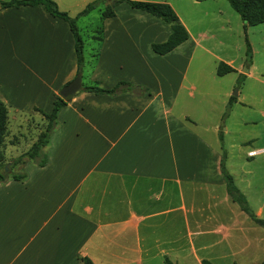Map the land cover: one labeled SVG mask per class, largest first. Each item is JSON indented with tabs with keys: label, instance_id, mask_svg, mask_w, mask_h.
Returning a JSON list of instances; mask_svg holds the SVG:
<instances>
[{
	"label": "crops",
	"instance_id": "crops-1",
	"mask_svg": "<svg viewBox=\"0 0 264 264\" xmlns=\"http://www.w3.org/2000/svg\"><path fill=\"white\" fill-rule=\"evenodd\" d=\"M53 1L75 15L91 0ZM114 1L96 8L100 12ZM146 1L167 3L187 38L164 54L152 52L150 44L165 40L169 28L125 2L99 20L101 39L92 34L83 49L81 84L110 88L125 81L147 92L138 95L134 88L107 96L78 90L58 110L43 148L45 164L26 160L20 166L25 179L0 183V264H82L77 256L93 264L262 259L264 226L227 195L219 138L224 147L231 128L250 127L236 142L256 147L245 153L225 147L223 167L255 217L264 219V200L248 195L259 172L264 176V156L259 171V159L253 160L264 153V22L243 27L237 13L213 2L219 16L214 25L206 8L211 0H188L209 16L191 32L172 0ZM218 62L231 70L217 75ZM75 71L64 21L40 5H0V100L7 113L43 118L32 108L49 112L53 96ZM206 110L216 113L213 119L205 120ZM229 166H238L237 176Z\"/></svg>",
	"mask_w": 264,
	"mask_h": 264
},
{
	"label": "trees",
	"instance_id": "trees-1",
	"mask_svg": "<svg viewBox=\"0 0 264 264\" xmlns=\"http://www.w3.org/2000/svg\"><path fill=\"white\" fill-rule=\"evenodd\" d=\"M104 0H91L87 2L84 7L76 13L73 17L69 16L66 12L60 11L56 3L53 0H8L5 2H0L2 7H18L20 5H40L43 10L48 13L50 16L61 19L64 21L71 33V37L73 40V48L75 53V61H76V72H80L84 56H83V42L82 38L78 32V28L75 25L76 18L79 16H83L88 13L90 10L96 8L99 3ZM200 1V0H198ZM227 1L230 8H232L240 17L243 22V27L245 26H253L259 23L264 22V0H225ZM117 2H125L128 6L134 9H138L144 11L152 16L158 18L161 22H164L168 25L170 30L166 39L161 42H153L150 44V48L152 52L156 54H164L178 45L180 42L187 38V32L183 25L178 20L176 14L172 10V8L165 2H154V1H146V0H115L111 5H105L103 9L100 11L99 17L100 19L113 16V6ZM97 36L95 38L100 40L101 27L98 26ZM244 54L245 60L248 61L250 58V47L247 39L244 37ZM231 68L224 64L223 62H218L216 65L215 72L217 75H222L229 72ZM138 88V95H143L147 92V89L144 87H138L129 82L118 81L110 88H104L99 85L98 82L94 81L88 85H82L79 90L92 92L96 95H107L114 96L120 93H134L133 89ZM70 96L65 98L60 97L59 95H54L52 98L51 108L49 112L45 113L39 110L36 107H33V110L39 111L43 116L45 123L43 129L38 133L36 139L30 144L27 150L16 156L11 160V165L17 164L18 162H22L23 158H26L31 163L36 166H43L46 162V152L44 151V147L48 144V138L50 133L56 127V114L58 110L64 106ZM6 123H7V111L6 106L0 100V182H5L8 179L13 180H23L26 177L24 172L21 173H12L11 171L7 172L4 170V166L7 163H3V154H2V142L3 137L6 131ZM220 140V148H221V157H220V171L225 183V189L227 195L230 197L232 201H234L240 209H242L246 214L250 216L254 222L259 225L264 226V219H260L255 217L250 208L247 205L246 199L244 195L239 191V189L234 185L231 176L225 171L223 167V159H224V150ZM82 264H93L90 259L86 256H77ZM202 264H210L208 261L201 260ZM164 264H172L166 258H164ZM255 264H264V253L262 259Z\"/></svg>",
	"mask_w": 264,
	"mask_h": 264
},
{
	"label": "rangeland",
	"instance_id": "rangeland-1",
	"mask_svg": "<svg viewBox=\"0 0 264 264\" xmlns=\"http://www.w3.org/2000/svg\"><path fill=\"white\" fill-rule=\"evenodd\" d=\"M172 2H173L175 9L180 14L181 19L184 21V23L190 25L189 30L191 32H194V30L198 29L201 26L203 27V25L208 21L209 16H212V21L214 20V25L219 23V16H217V14L214 12L215 5L212 4L213 2H220V4H222L225 9L230 10V12H233V14L236 13L232 8H230L227 1L225 0H211L210 1L211 3L209 5H206L208 6L206 8H210L208 10L209 16L202 15L201 13L202 5L200 6L192 5L190 4V1L188 0H174V1L172 0ZM100 9H103V7L100 6ZM99 13L100 12L98 8H94L90 10L88 13H86L85 15L79 16L76 18L75 25L78 28V32L82 38V42L85 41V47L83 49L87 50L86 45L91 42L90 36L92 34H97L96 27L98 26L99 20H100ZM68 15L71 17L74 16V14H68ZM162 23L168 27L167 24H165L164 22ZM85 51H83V55ZM197 54H200V53L198 52L196 53V55ZM257 57H260V56L258 55ZM202 60L203 59L201 58L200 60L195 61L194 62L195 65L201 64ZM196 71H198V69ZM84 82L85 81L83 80L82 83ZM236 84H238V82ZM234 90H236L235 86L232 88L231 93ZM227 110L228 109H225V114L227 113ZM215 114H214V111L212 110L204 111V115H207L205 120L213 119ZM229 120H231L234 123L236 121V118L232 116L230 117ZM229 120H227L226 122H228ZM44 123H45L44 118H42L39 114L32 115V113H28V114L24 113V114L14 115L10 111L7 113L6 131L3 137V142H2V147H1L2 154H3L2 162L7 163V165L4 166L3 168L4 170L6 169L7 172L11 171L12 173H21L20 166L27 159L23 158L22 162H18L17 164H14V165H11V160L28 149L30 144L36 139V136L38 135V133L43 129ZM245 128H250V127L247 126V127H243L239 129H237L236 127L237 130L231 128L230 132L225 135L223 149L226 147L228 148V151L237 150L236 152L238 153L241 151L245 153L248 149H254L256 146L252 143H247L246 145L240 146V144L236 142V138L240 135L242 130H244ZM230 143L232 144V147H234L233 149H231V147L228 146ZM262 156H264V153L253 156V160L259 159L256 165L257 166L256 169L258 171L262 169V161L260 160ZM227 170L237 176L238 166H232V167L229 166ZM0 183H4V182H0ZM254 185L255 186H253L251 194L249 193L248 195H250V197L255 196L256 200H261V199L264 200V176L260 172L258 174V182L255 183Z\"/></svg>",
	"mask_w": 264,
	"mask_h": 264
},
{
	"label": "water",
	"instance_id": "water-1",
	"mask_svg": "<svg viewBox=\"0 0 264 264\" xmlns=\"http://www.w3.org/2000/svg\"><path fill=\"white\" fill-rule=\"evenodd\" d=\"M244 71H246L244 69ZM81 87V73L76 72L74 77L69 80L66 84L61 86L58 90V95L62 98L71 96L76 93Z\"/></svg>",
	"mask_w": 264,
	"mask_h": 264
},
{
	"label": "built area",
	"instance_id": "built-area-1",
	"mask_svg": "<svg viewBox=\"0 0 264 264\" xmlns=\"http://www.w3.org/2000/svg\"><path fill=\"white\" fill-rule=\"evenodd\" d=\"M252 154H254V151L248 152V155H252Z\"/></svg>",
	"mask_w": 264,
	"mask_h": 264
}]
</instances>
